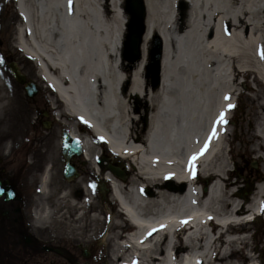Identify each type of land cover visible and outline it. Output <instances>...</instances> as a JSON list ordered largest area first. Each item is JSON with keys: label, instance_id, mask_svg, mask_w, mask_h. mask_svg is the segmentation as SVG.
<instances>
[{"label": "bare ground", "instance_id": "obj_1", "mask_svg": "<svg viewBox=\"0 0 264 264\" xmlns=\"http://www.w3.org/2000/svg\"><path fill=\"white\" fill-rule=\"evenodd\" d=\"M15 2L16 48L74 122L89 177L95 183L96 169L110 181L127 216L104 192L78 183L81 194L61 190L64 209L52 219L62 236L79 247L99 244L101 264H236V253L242 264H257L246 237L233 233L246 224L243 215L263 213L264 179L249 202L235 192L225 142L239 87L264 85V0H141L144 32L134 61L124 47L132 21L126 0ZM154 37L162 44L155 89L143 76ZM260 95L253 107L264 112ZM261 125L248 154H262L264 164V115ZM105 144L127 161L129 177L95 164ZM230 154L237 164L235 144Z\"/></svg>", "mask_w": 264, "mask_h": 264}, {"label": "flooded vegetation", "instance_id": "obj_2", "mask_svg": "<svg viewBox=\"0 0 264 264\" xmlns=\"http://www.w3.org/2000/svg\"><path fill=\"white\" fill-rule=\"evenodd\" d=\"M143 76L154 87L151 64ZM38 94L26 99L27 110H16L9 135L0 138V264H89L90 246L79 247L64 238L52 221L61 208L62 189L72 196L82 193L76 189L87 180L86 164L81 157H71L69 164L78 177L64 179L62 146L73 127L64 115L54 118L50 97L42 90ZM58 108L57 113H63Z\"/></svg>", "mask_w": 264, "mask_h": 264}, {"label": "rangeland", "instance_id": "obj_3", "mask_svg": "<svg viewBox=\"0 0 264 264\" xmlns=\"http://www.w3.org/2000/svg\"><path fill=\"white\" fill-rule=\"evenodd\" d=\"M14 5L13 0H0V89L3 90V114L0 115V138H6L4 136L9 135L10 121L12 118H14V121L17 119V115L14 114L16 110H27L25 109L24 102L26 99L24 97V92L22 88L15 83L8 70L9 62H16L20 71L27 79L36 81L38 78L35 63L25 57V55L16 48L15 33L21 21L13 8ZM259 83L257 84V82H255L254 85L248 83V88H244L243 86L239 87L241 95H238L237 108L235 109L234 115H232L233 117H230L231 123H228L225 142V154L229 161V170L231 172V175L226 177L230 181L238 182L234 185L235 192L244 195L242 197L246 198L248 202L255 188L261 184L264 179L263 155L261 154L260 156V154L257 155L254 153L248 154L249 149L255 148V142L258 144L260 143L259 141L255 140L254 142L253 140V138H255V131L259 126H262V116L264 115L262 110L253 107L257 106V103L254 102L256 91L262 94L257 101L260 103L264 102V85ZM1 95L0 93V96ZM50 96L53 97L52 95ZM233 144L239 149L240 156L237 157V164L231 161L230 151ZM88 174L90 175V168H88ZM244 176L250 177L253 183L250 184V180L246 181ZM207 185H209V182ZM233 234L238 237L245 236L247 247L256 258L255 262L257 264H264V254L261 259L260 252L264 248V216H262V218H257L254 225H244ZM96 259V263L102 260L99 258ZM232 259L237 261L236 264H242L243 258L241 259L238 253L234 254ZM219 264H223V262Z\"/></svg>", "mask_w": 264, "mask_h": 264}, {"label": "water", "instance_id": "obj_4", "mask_svg": "<svg viewBox=\"0 0 264 264\" xmlns=\"http://www.w3.org/2000/svg\"><path fill=\"white\" fill-rule=\"evenodd\" d=\"M137 46H138V40H137L136 36H134V37L131 38L130 51H132V52L135 51L136 48H137ZM156 48H157V49L160 48V45H159L158 42H156ZM157 57H158V54H157ZM10 70H11V72H12L14 78H15L20 84H22V83L24 82V77L21 76V75L18 73L16 67H15L14 65H10ZM30 87H31V86H30L29 84L26 85V89H27V90H29ZM28 93H29V92H28ZM31 94H33V91H32ZM113 171H114V173H116L117 175L119 174L116 170H113Z\"/></svg>", "mask_w": 264, "mask_h": 264}, {"label": "snow or ice", "instance_id": "obj_5", "mask_svg": "<svg viewBox=\"0 0 264 264\" xmlns=\"http://www.w3.org/2000/svg\"><path fill=\"white\" fill-rule=\"evenodd\" d=\"M262 59H264V54H262ZM226 99H228V98L226 97ZM228 107H229V109H231V108L234 107V105L229 104ZM219 121H220L221 123H226V120H225V117H224V113H221V114H220V116H219ZM212 135H215V130H213ZM206 148H207V144L205 145V148L201 150V153H200V154H203V152L206 150ZM196 158H197V157H196L195 155H194L193 157H191L190 162H189V164H190V170H191V165H192V163L196 160ZM153 231H155V229H154ZM149 234H151V233H149Z\"/></svg>", "mask_w": 264, "mask_h": 264}]
</instances>
